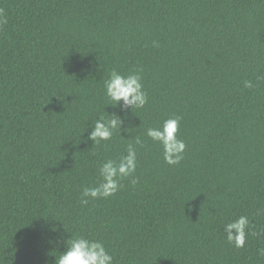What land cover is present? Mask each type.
I'll list each match as a JSON object with an SVG mask.
<instances>
[{
    "label": "trees",
    "instance_id": "1",
    "mask_svg": "<svg viewBox=\"0 0 264 264\" xmlns=\"http://www.w3.org/2000/svg\"><path fill=\"white\" fill-rule=\"evenodd\" d=\"M0 10V264H54L62 238L79 234L114 264H264V0H0ZM112 69L142 70L148 103L134 115L105 106ZM105 110L131 131L95 145L85 130ZM174 116L186 149L168 165L144 130ZM136 136L137 183L82 205L98 164ZM241 215L252 227L236 248L223 226Z\"/></svg>",
    "mask_w": 264,
    "mask_h": 264
},
{
    "label": "clouds",
    "instance_id": "2",
    "mask_svg": "<svg viewBox=\"0 0 264 264\" xmlns=\"http://www.w3.org/2000/svg\"><path fill=\"white\" fill-rule=\"evenodd\" d=\"M6 23L7 20L0 10V25ZM141 71L122 74L112 69L103 82L105 106L118 108L125 117L128 112L134 115L133 109L144 108L148 103V93L142 83ZM257 79H262V77H257ZM243 86L252 88L254 84L250 80H245ZM108 113L107 116L99 115L89 128L90 131L85 130L87 131L85 139L95 145H101L102 142L110 141L114 132L119 131L122 135V131L125 133L131 131L120 114L115 111ZM180 121V116L169 117L164 119L159 126L148 127L144 130L146 137L160 145L163 160L168 165H177L184 158L186 144L177 136ZM137 145H143L140 136H136L134 141L126 146L125 155H121L118 159H106L98 164L97 183L95 186H84L81 190L80 203L82 205H87L90 199H104L115 195L123 186L121 181L124 178L131 177V183L133 185L137 183L134 177L137 166ZM251 227L249 218L244 215L224 224L223 230L227 242L236 248L244 247ZM62 239L65 248L58 256H55L54 264H114L113 254L101 240L91 239L85 234L67 236ZM258 254L264 256V248L258 249Z\"/></svg>",
    "mask_w": 264,
    "mask_h": 264
}]
</instances>
